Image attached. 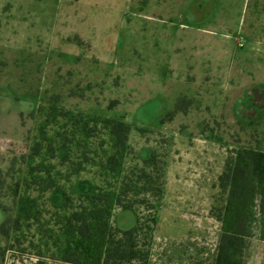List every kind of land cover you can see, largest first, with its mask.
Wrapping results in <instances>:
<instances>
[{
	"label": "rangeland",
	"instance_id": "1",
	"mask_svg": "<svg viewBox=\"0 0 264 264\" xmlns=\"http://www.w3.org/2000/svg\"><path fill=\"white\" fill-rule=\"evenodd\" d=\"M101 117L131 125L115 171ZM238 145L264 148V0H0V264H63L65 198L96 189L148 264H212Z\"/></svg>",
	"mask_w": 264,
	"mask_h": 264
},
{
	"label": "trees",
	"instance_id": "2",
	"mask_svg": "<svg viewBox=\"0 0 264 264\" xmlns=\"http://www.w3.org/2000/svg\"><path fill=\"white\" fill-rule=\"evenodd\" d=\"M51 114H55L54 107ZM100 120L110 136L111 147L103 166L115 171L127 147L131 125L122 118L101 117ZM38 151L36 147L33 154L37 155ZM232 153L218 177L225 199L216 215L220 228L212 264H246L251 240L264 242V148L238 145ZM53 186L51 180L44 190ZM125 195L124 189L114 194L96 189L79 193L75 204L65 198L64 212L58 221L59 244L55 242L60 262L148 264V245L139 240L141 226L121 228L113 223L117 209L133 210L134 204ZM32 204L34 200L24 214L27 218L34 216Z\"/></svg>",
	"mask_w": 264,
	"mask_h": 264
},
{
	"label": "crops",
	"instance_id": "3",
	"mask_svg": "<svg viewBox=\"0 0 264 264\" xmlns=\"http://www.w3.org/2000/svg\"><path fill=\"white\" fill-rule=\"evenodd\" d=\"M217 242H218V238L216 244L214 245L213 258L215 256ZM263 261H264V242L260 240L252 239L250 242V247L247 251L246 264H263Z\"/></svg>",
	"mask_w": 264,
	"mask_h": 264
},
{
	"label": "built area",
	"instance_id": "4",
	"mask_svg": "<svg viewBox=\"0 0 264 264\" xmlns=\"http://www.w3.org/2000/svg\"><path fill=\"white\" fill-rule=\"evenodd\" d=\"M241 45V44H240Z\"/></svg>",
	"mask_w": 264,
	"mask_h": 264
}]
</instances>
